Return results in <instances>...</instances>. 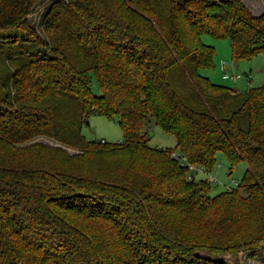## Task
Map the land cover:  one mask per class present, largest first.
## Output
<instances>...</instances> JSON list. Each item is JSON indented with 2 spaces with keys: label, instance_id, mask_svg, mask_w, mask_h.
Segmentation results:
<instances>
[{
  "label": "trees",
  "instance_id": "obj_1",
  "mask_svg": "<svg viewBox=\"0 0 264 264\" xmlns=\"http://www.w3.org/2000/svg\"><path fill=\"white\" fill-rule=\"evenodd\" d=\"M36 1L0 0V264H240L264 244V80L201 71L203 34L228 38L232 64L264 53V0H50L42 34ZM92 113L121 138L86 136ZM219 153L245 168L211 192Z\"/></svg>",
  "mask_w": 264,
  "mask_h": 264
},
{
  "label": "rangeland",
  "instance_id": "obj_2",
  "mask_svg": "<svg viewBox=\"0 0 264 264\" xmlns=\"http://www.w3.org/2000/svg\"><path fill=\"white\" fill-rule=\"evenodd\" d=\"M252 11L260 10V6H263L262 0H242ZM50 0H37L32 6L31 10L27 13V19L29 23L35 28V30L42 34L40 27V19L43 11L46 9ZM202 39L205 42L212 43L215 46L214 53V67L201 69L203 73L206 74H215V80L217 82L228 84L231 87H236L238 89H244L249 84L245 82L246 73H249L250 76V84H259L260 80L264 78V53L259 52L248 58H240L236 61L234 68L236 71L240 72V75L234 80L228 74L225 75L223 72V67L220 66V60H226L227 62L232 61L229 41L227 37H210L208 34H203ZM6 43L4 41H0V46L3 47V51L0 52V73L5 72L7 68L6 60L4 59L6 56ZM233 67V64L230 65ZM243 71V72H241ZM214 79V77H211ZM262 82V81H261ZM92 86L94 89H97L96 83L94 80L92 81ZM150 131V139L149 142L151 144L157 145H174L173 136L163 131L158 125L153 122L150 123L149 127ZM82 132L88 137H105L107 139H119L121 138V129L117 123L116 116L111 118H107L106 116L98 113H92L89 115L87 119V123L83 124ZM35 139H41L48 142H55L52 137H48L44 134H39L34 137ZM72 150V147L69 148ZM220 162L219 164H217ZM229 164L227 160L222 156V154L217 155V161L215 165L212 167L210 173L214 174L218 179L223 182L228 181L229 178L233 177L239 179L244 168L245 161L239 160L235 163L230 172H228ZM202 175V174H199ZM224 186L221 183H211V192L217 191ZM238 258L240 264H264V244H262L259 248L254 251L242 250L238 251Z\"/></svg>",
  "mask_w": 264,
  "mask_h": 264
},
{
  "label": "built area",
  "instance_id": "obj_3",
  "mask_svg": "<svg viewBox=\"0 0 264 264\" xmlns=\"http://www.w3.org/2000/svg\"><path fill=\"white\" fill-rule=\"evenodd\" d=\"M221 63L223 66L224 73L228 74L231 78H235L236 76L240 75L239 72L233 71L232 68L230 67V65L232 64L231 61L227 62L226 60L222 59ZM170 155L173 158L177 159L180 163L187 164V166L191 172H194L193 170H195L197 168L198 169L202 168V166H197L193 162L189 161L188 158L186 157V155L177 149H172L170 151ZM190 171L186 173L187 176L191 175ZM207 178H208V180H210L211 182H214V183H220L221 182L214 174H211V173L207 174ZM236 182H237V179L231 177L228 182L224 183V187H229L230 184H235Z\"/></svg>",
  "mask_w": 264,
  "mask_h": 264
},
{
  "label": "crops",
  "instance_id": "obj_4",
  "mask_svg": "<svg viewBox=\"0 0 264 264\" xmlns=\"http://www.w3.org/2000/svg\"><path fill=\"white\" fill-rule=\"evenodd\" d=\"M260 8L262 9L263 6H260ZM236 61H237V60H234V63H233V67H232V68H234V65L236 64ZM220 63H221V60H220ZM220 63H219V64H220ZM220 66H221V64H220ZM241 72H243V71H241ZM215 74H216V73H215ZM215 74H209L210 77H214V79H213L214 81H216V80H215V76H216ZM248 74H249V73H246V77H247V78L245 79V82H247V84H250V80H249V79H250V76H249ZM216 77H217V76H216ZM211 79H212V78H211ZM263 80H264V78L260 80V83H261V81H263Z\"/></svg>",
  "mask_w": 264,
  "mask_h": 264
},
{
  "label": "water",
  "instance_id": "obj_5",
  "mask_svg": "<svg viewBox=\"0 0 264 264\" xmlns=\"http://www.w3.org/2000/svg\"><path fill=\"white\" fill-rule=\"evenodd\" d=\"M87 121V120H86Z\"/></svg>",
  "mask_w": 264,
  "mask_h": 264
}]
</instances>
